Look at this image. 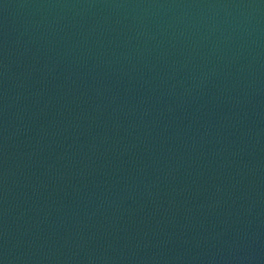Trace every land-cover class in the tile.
I'll use <instances>...</instances> for the list:
<instances>
[{
  "label": "water",
  "instance_id": "1",
  "mask_svg": "<svg viewBox=\"0 0 264 264\" xmlns=\"http://www.w3.org/2000/svg\"><path fill=\"white\" fill-rule=\"evenodd\" d=\"M0 264H264V0H0Z\"/></svg>",
  "mask_w": 264,
  "mask_h": 264
}]
</instances>
